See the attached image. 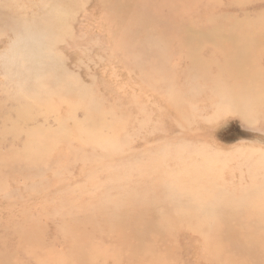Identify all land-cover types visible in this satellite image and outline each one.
I'll return each instance as SVG.
<instances>
[{
  "label": "rangeland",
  "instance_id": "obj_1",
  "mask_svg": "<svg viewBox=\"0 0 264 264\" xmlns=\"http://www.w3.org/2000/svg\"><path fill=\"white\" fill-rule=\"evenodd\" d=\"M19 1L21 5L12 7L23 8L20 16L8 4L0 5V264H264V222L258 217L264 213L250 204L229 209L232 220L223 221L225 228L221 225L218 233L207 230L200 221L193 223V229L185 228L183 223L182 229L175 232L162 228L163 217L154 210L159 201L145 202L149 206L140 211L139 203L128 192L138 177L135 173L130 176L126 165L142 158L144 150L146 154L164 151L161 144L165 140L173 143L178 138L192 146L209 147L207 151L223 162V168L217 165L219 169L215 166L212 171L216 176L222 171L215 178L222 189L213 188L207 194L221 191L234 198L253 197L248 190L246 166L254 155L247 158L242 151L264 150V124L250 126L235 116L208 121L211 110L207 109L205 95L209 94V85L200 81L187 86L185 76L177 74L175 84L181 97L199 101L193 108L192 124L187 132H181L173 122L172 110L159 107L156 93L145 87L148 81L143 69L151 56L147 48L153 46L156 52L157 42L147 38L154 35L149 30L155 27L157 37L163 32L171 35L161 26L176 21L170 15L175 0H89L74 21L65 28L52 29L55 38L51 41L15 46L10 42L14 21L23 22L42 11L38 1L36 7L28 0ZM198 7L189 6L194 26H205L211 17L222 23L243 16L227 9L210 17L208 5L201 3ZM33 8L36 12L32 13ZM263 10V2L255 3L252 9L243 11V18ZM38 20L45 21L44 16ZM145 39L154 43L147 44ZM140 40L145 41L144 45ZM16 49L20 55L13 54ZM178 52L175 44L173 53L177 56ZM165 57L173 61L169 54ZM155 61L162 64L157 55ZM146 119L151 124L142 130L140 123ZM112 134L121 145L116 153L108 144ZM128 136H133L132 143ZM170 165L175 172L180 170L179 165ZM192 178L198 184L210 181L206 174ZM238 213L242 214L236 221L233 217ZM254 233L257 240L252 248L236 240L251 234L254 239ZM215 236L220 238L223 253L210 257L209 247L204 245ZM111 243H116L115 263L105 260L100 250ZM94 253L99 256L94 257Z\"/></svg>",
  "mask_w": 264,
  "mask_h": 264
},
{
  "label": "bare ground",
  "instance_id": "obj_2",
  "mask_svg": "<svg viewBox=\"0 0 264 264\" xmlns=\"http://www.w3.org/2000/svg\"><path fill=\"white\" fill-rule=\"evenodd\" d=\"M37 1L39 2L40 5H42L41 13L39 14L35 13L33 15L31 14L32 17L24 18L25 21L23 22L14 21L15 28L12 29V33H11L13 39L10 41L12 45L15 46L16 45L21 46L24 44L35 45L41 42L47 43L51 41L53 38H55L53 35L54 31L52 29L65 28L70 23V21H74L78 11L80 9H83L86 6V4L90 2L89 0H60L59 2H57L56 0H55L56 2L54 0H28L27 3H32L31 6L34 5V7H36ZM258 2L264 3V0H175V2L173 1L170 5V9H171L170 15L174 17V20L176 19L175 22H177V25H173L175 22L174 23L172 22L171 24H168L166 22L161 26L162 30L167 28L171 32V35H169L168 32L164 33L162 31L163 33L160 34L159 37H157L155 34L158 30L156 31L155 27H152V29L149 30V32L151 31L150 33L154 35L153 37H147V38L155 39V41L157 40V42L155 43L156 52H154V48H152L153 46H149L147 48L148 49L147 52L151 54V56L148 58V61L146 62V68L143 67L144 68L143 70L145 71L143 72V76L146 78V81H148V84L146 83L145 87L149 88L150 89L149 91H152L153 95L156 93L157 98L159 99L158 102L159 107L163 108L164 106H166V109L172 110L174 115L173 122L175 123L176 126L179 127V130L181 132L185 130L187 132L190 125L192 124L194 112H195L193 108L197 106L195 104H199L198 103L199 101L196 103V101L186 100L183 97H181V90H179V88H177L178 86L175 84L176 80L178 79V78L176 79L175 77L177 74H182L185 76V79L187 81L186 82L187 86H190L200 81H203L205 83L207 82V85H209L208 86L209 94L205 95V99L207 98L206 99L208 106L207 109L211 110L210 112L211 114L206 118L208 121L213 120L214 122V120H216V118L219 116H225V117L235 116L238 117L242 121V123L250 126L258 122L264 124V10L260 12H256L254 17L245 16L243 18V16L245 15L244 13H246V12L243 13V11L252 9L253 5ZM16 3L18 5L20 4V1L7 0L6 2V4H8V7H11L10 8L11 11H13L15 14L19 16L23 15L22 10H20L23 9L21 8V6L19 7V9L12 7L13 5L17 6L15 5ZM201 3H204L205 6L208 5V11H210L209 13L210 17L213 16L214 12L221 13L227 9H231L233 11L237 10L236 12H239L240 15L243 14V16L241 15V18L239 19L234 18V19L224 20L225 22L222 23L216 22V20H214L215 17L214 19H211L213 18L211 17L210 21H208L205 26L203 24L202 26H194L195 24H192L191 21V16H190L191 7L189 8V6L191 4L192 9L194 8L198 9L199 4ZM6 4L4 0L0 1L1 6H5ZM219 10L221 12H219ZM33 12H36V8H33L32 13ZM240 15L238 16L240 17ZM42 16H44L45 21L38 20V19H42ZM194 22L196 21H193V23ZM58 24L59 26H56ZM149 25L150 27L149 26L148 27L151 28V24ZM152 34L150 36H152ZM145 41L147 44L154 43L153 40H149V39H145ZM145 41H142L143 43L142 45H144ZM173 42L177 44V47L179 48V52L177 53V56H175L173 53V49L175 48V44L172 46ZM115 44L116 43H114V45ZM131 44L132 43H130V46ZM119 45L117 43V46ZM112 48L114 49V47ZM134 50L137 49L134 48ZM14 51L13 54L20 55L17 52V49H16V53ZM137 52L138 50L136 51V53ZM166 54H169L170 58L173 61L170 62L167 60V57L164 58ZM137 55L138 54H136L135 56ZM156 55L161 60L162 63L161 65H159V63L155 61ZM177 57H179L178 61H175ZM180 59H181V64L179 63ZM162 60L165 61L162 62ZM129 63L132 64V62ZM153 99H156V97H153ZM150 124L151 121L149 119L144 120L142 123H140V125L142 126L141 129L142 130L146 129ZM116 139L117 138H115L114 135L112 134L111 138L108 141V144L112 149V153L118 150L119 146H121L119 143H117ZM129 141L131 143L133 142V136H130ZM188 142L185 143L184 140L180 141L178 140V138H176V141L173 143L170 140H165L161 144V149H163L164 151L159 150L157 151V154L155 153L146 154L147 150H144V155L142 158L132 160L130 163L126 165V167L123 162L124 164L123 166L127 171H129L130 176L131 175L134 176L136 174V177H138V179H135L137 181L136 183L134 182L135 184L133 185V188L130 187L128 192L131 195V198L133 200L135 199L139 203L140 211L146 209L145 205L149 206L145 204V202L153 203L159 201L156 204L157 206L155 205L156 208L153 209L155 211L158 210L157 214L162 215L163 217L162 228L166 230L172 229L175 230V232L177 230L182 229L183 223H186V225H184L185 228L193 229L195 227L193 223L196 221H200L204 225V227H206L207 230L213 229L215 232H217L221 225L224 226L225 228L223 221L232 220V217L229 214V209L232 211L234 207H242V206L244 207L245 203L250 204L254 209L256 208L258 209V211L264 213V150L252 148L242 151L244 152L243 153L244 155H247V158L251 157L249 156V154L254 155L253 157L249 158L251 160V162L248 165L249 167L246 166L247 168L246 172L249 176V185H250L248 187V190L250 192H253L251 194L253 195V197L234 198L232 197L233 195L231 196V193H226L221 191H217L218 194L217 193L212 195H209L210 193L207 194L208 190L210 189L213 188L220 190L222 189L219 188L218 185L219 183L217 184L216 183L217 179H215L220 175V172L222 171L217 172L219 173L217 176L213 175L214 174L213 172L215 166L218 167V169L219 166L223 168L224 167L223 162L218 159L220 157H217L214 154L212 155V153H209L210 151H207L209 147L207 148L204 145L192 146ZM126 143L128 142L126 141ZM166 149H168L167 154L165 153ZM124 152L122 154H125ZM115 156L113 155V157ZM113 161L115 160L113 159ZM113 161L112 163H114ZM170 162H173L175 164V167L179 165L180 170L178 172H175L174 168L171 167ZM196 174H200L202 177H204L206 174L208 180L210 179V181L209 182L207 181V183L204 184L203 183L198 184L192 178V176ZM127 187L128 186H126V188ZM149 187H151L149 190V192L150 191L151 192L149 193L150 196L147 197V190ZM115 195H113V197ZM160 197H162V201L159 200ZM164 208L167 209L168 212H162L161 209ZM243 209L245 210V208ZM249 213L251 212H248V214ZM241 214L238 213V215L233 218H235L237 221V219H240L239 215ZM258 217L261 218V221L264 222V215ZM241 218H243V216H241ZM121 219L122 218L120 217V221ZM245 223L247 224L246 221ZM145 228H148V226L146 225ZM151 228L153 227H150V229ZM155 228H157V223ZM197 232L199 231L197 230ZM233 232H229L228 235L232 234L233 236H236V234H234ZM127 234H128V229H127ZM218 236H220V234ZM218 236H215V238L210 240L208 244L204 245L205 248L209 247L210 257L211 256L218 257L219 254L223 253V250L221 249L222 245L219 244L220 238ZM244 237L240 236L236 240L240 242L243 241L245 246L249 245L251 248L256 245L257 234L254 233V239L252 237V234L248 238H244ZM112 243L114 242L112 241ZM112 243L106 246L104 249H100V250L105 260L114 262L118 258V254L114 251V247L116 243L115 245H113ZM96 246L97 244L93 246V248ZM262 246H264V243H262ZM99 248H101V246ZM57 252L60 251L56 250V253ZM67 254L65 255L67 256L66 258H68ZM95 255L96 254L94 253L93 254L94 257H96L98 254L96 256ZM69 257H70L69 260L72 261L71 256ZM58 258L59 257H57V259ZM61 258H63V256H61ZM100 259L102 260V262L105 261L104 259H102V257ZM96 261H99V259Z\"/></svg>",
  "mask_w": 264,
  "mask_h": 264
}]
</instances>
